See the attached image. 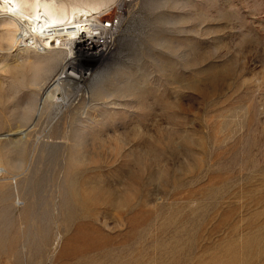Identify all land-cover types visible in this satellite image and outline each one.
Returning a JSON list of instances; mask_svg holds the SVG:
<instances>
[{
	"label": "rangeland",
	"instance_id": "obj_1",
	"mask_svg": "<svg viewBox=\"0 0 264 264\" xmlns=\"http://www.w3.org/2000/svg\"><path fill=\"white\" fill-rule=\"evenodd\" d=\"M109 7L122 40L64 104L0 42V135L26 131L0 139V264H264V0Z\"/></svg>",
	"mask_w": 264,
	"mask_h": 264
},
{
	"label": "bare ground",
	"instance_id": "obj_2",
	"mask_svg": "<svg viewBox=\"0 0 264 264\" xmlns=\"http://www.w3.org/2000/svg\"><path fill=\"white\" fill-rule=\"evenodd\" d=\"M58 1L0 0V21H2L0 42H9L13 39V42L16 40L19 48L47 55L49 58L43 75L52 73L58 67L60 72L53 82L45 87L41 100L42 102L56 100L64 104L69 101L68 94L72 93V97H76L81 91L89 94L94 89V81L105 69L90 74L83 72L75 65L79 64L82 58L97 56L105 51H115V46L122 40V35L119 34L122 20L119 19L115 24H111L110 30L106 29L104 22L101 21L111 12L112 8L108 9V4L112 0H82L79 5ZM72 1L75 2V0ZM12 27L16 29L13 38L10 33ZM131 39L133 40L134 37ZM37 82L31 81V85L35 86ZM58 92L62 94L61 98H56ZM25 133L24 130H18L0 135V139L7 136H24ZM5 173L6 171L0 167V178ZM5 179L8 180L7 177ZM9 180L16 184L15 176ZM19 203L20 200L17 197V204Z\"/></svg>",
	"mask_w": 264,
	"mask_h": 264
},
{
	"label": "built area",
	"instance_id": "obj_3",
	"mask_svg": "<svg viewBox=\"0 0 264 264\" xmlns=\"http://www.w3.org/2000/svg\"><path fill=\"white\" fill-rule=\"evenodd\" d=\"M116 21H117V20L113 21V23H106V24H105V22H104V25H105L106 29L110 30V25H111V24H115Z\"/></svg>",
	"mask_w": 264,
	"mask_h": 264
}]
</instances>
